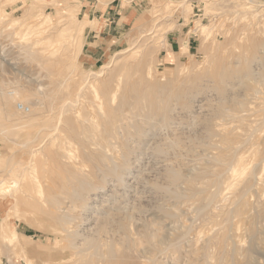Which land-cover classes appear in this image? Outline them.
I'll return each instance as SVG.
<instances>
[{"label": "rangeland", "instance_id": "374dc122", "mask_svg": "<svg viewBox=\"0 0 264 264\" xmlns=\"http://www.w3.org/2000/svg\"><path fill=\"white\" fill-rule=\"evenodd\" d=\"M0 193V264H264V0H0Z\"/></svg>", "mask_w": 264, "mask_h": 264}, {"label": "bare ground", "instance_id": "6f19581e", "mask_svg": "<svg viewBox=\"0 0 264 264\" xmlns=\"http://www.w3.org/2000/svg\"><path fill=\"white\" fill-rule=\"evenodd\" d=\"M184 3V2H183ZM182 4V3H181ZM165 5V4H164ZM179 6V5H178ZM260 6V5H259ZM262 6V5H261ZM256 15V14H255ZM255 17V16H254ZM164 20V19H163ZM144 28V27H143ZM204 30H206V27H204ZM160 32V31H159ZM164 32V31H163ZM155 39V38H154ZM245 40V39H244ZM133 41V40H132ZM188 45H189V43H188ZM230 46V45H229ZM132 47V46H131ZM228 47V46H227ZM136 49V48H135ZM233 49V48H232ZM223 52V51H222ZM207 59V58H206ZM231 68V67H230ZM246 75V74H245ZM243 76H244V74H243ZM145 102V101H144ZM154 102V101H153ZM141 104V103H140ZM199 106V105H198ZM147 107V106H146ZM149 107V106H148ZM147 109H149V108H147ZM159 110V109H158ZM151 112V111H150ZM158 112V111H157ZM155 113V112H154ZM151 114V113H150ZM162 115V114H161ZM79 116V115H78ZM152 116H154L153 114H152ZM143 119V118H142ZM147 119V118H146ZM153 119H154V117H153ZM166 119V118H165ZM152 120V119H151ZM83 121V120H82ZM86 121V120H85ZM93 121V120H92ZM149 122V121H148ZM156 122V121H155ZM137 123V122H136ZM152 124V123H151ZM158 124V123H157ZM157 126H159V125H157ZM148 130V129H147ZM157 130V129H156ZM140 134V133H139ZM143 134V133H142ZM136 137H137V135H136ZM140 141H141V139H140ZM140 147V146H139ZM143 148V147H142ZM256 153V152H255ZM256 155V154H255ZM161 156V155H160ZM261 158V157H260ZM241 159V158H240ZM114 162V161H113ZM255 162V161H254ZM240 165L239 166H242L241 168H243L244 166L246 167V165H249V163H251V159L250 158H247V157H245V158H242L241 160H240ZM253 166V165H252ZM255 166V165H254ZM254 166H253V169H254ZM232 167V166H231ZM245 167L243 168L244 170H245ZM240 168V169H241ZM231 169V168H230ZM233 169V168H232ZM239 169V168H238ZM242 169V170H243ZM249 169V168H248ZM247 169V170H248ZM244 172V171H243ZM235 175H237V176H239L240 174H239V170H235ZM234 176V175H233ZM261 176V175H260ZM242 176H240V178H241ZM256 177V176H255ZM259 177V176H258ZM240 178H239V180H240ZM259 179V178H258ZM238 180V179H237ZM262 180V179H261ZM249 184V183H248ZM2 186V185H1ZM4 186V185H3ZM6 186V185H5ZM9 186V185H8ZM17 186H19V185H17ZM39 186V185H38ZM252 186V185H251ZM10 187V186H9ZM257 187H259V186H257ZM6 188V187H5ZM14 188V187H13ZM12 188V189H13ZM218 188V187H217ZM11 189V188H10ZM17 189V188H16ZM4 190V189H3ZM6 190H7V188H6ZM37 190V189H36ZM2 191V190H1ZM9 191H11V190H9ZM17 190H15V192H16ZM39 191V190H38ZM6 192H8V191H6ZM11 192H13V191H11ZM10 193V192H9ZM38 193V192H37ZM11 194V193H10ZM9 194V195H10ZM15 194V193H14ZM2 195V193H0V196ZM9 195H7L6 194V197L8 196L9 197ZM13 195V194H12ZM244 195V194H243ZM18 196H19V194H18ZM5 197V198H6ZM15 197V196H14ZM13 197V198H14ZM12 197H10V199H11ZM242 198V197H241ZM264 198V197H263ZM3 199V198H2ZM16 200V199H15ZM241 201V200H240ZM239 202V201H238ZM234 206V205H233ZM90 207V206H89ZM100 207V206H99ZM243 207V206H242ZM55 211V210H54ZM101 212V211H100ZM108 212V211H107ZM246 212V211H245ZM97 215H99V214H97ZM96 215V216H97ZM104 218V217H103ZM107 218V217H106ZM5 221V220H4ZM6 226V225H5ZM72 226V225H71ZM70 226V227H71ZM74 227V226H73ZM158 236V235H157ZM163 236V235H162ZM257 236V235H256ZM161 237V236H160ZM259 237V236H258ZM258 239V238H257ZM83 242V241H82ZM261 242V241H260ZM80 244V243H79ZM83 244V243H82ZM63 256H65V255H63ZM69 258H70V256H69V254L67 255ZM63 258V257H62ZM65 258V257H64ZM73 258V257H72ZM67 259V258H66ZM59 260H61V259H59ZM249 263V262H248ZM252 264V263H251Z\"/></svg>", "mask_w": 264, "mask_h": 264}, {"label": "built area", "instance_id": "2783aa9c", "mask_svg": "<svg viewBox=\"0 0 264 264\" xmlns=\"http://www.w3.org/2000/svg\"><path fill=\"white\" fill-rule=\"evenodd\" d=\"M20 107H21L22 109H24V106H23V105H20Z\"/></svg>", "mask_w": 264, "mask_h": 264}]
</instances>
